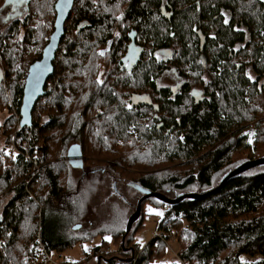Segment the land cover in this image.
Masks as SVG:
<instances>
[{"label": "trees", "instance_id": "16d2710c", "mask_svg": "<svg viewBox=\"0 0 264 264\" xmlns=\"http://www.w3.org/2000/svg\"><path fill=\"white\" fill-rule=\"evenodd\" d=\"M126 1L108 0L114 4L113 7ZM175 1L171 0V5L177 8L179 3ZM240 1L242 4H248L246 0ZM227 2H230L233 8L234 20L248 23L253 48L256 49L259 42L264 41V2L255 3L256 6L250 11L237 10L235 5H238L239 1ZM29 3L28 11L31 15L27 22H23L24 26H12V32L9 30L5 37H0V58L3 57L0 72L4 69V73L1 72L0 97L3 96L2 93H6V88L13 99L10 116L2 126L5 142L0 150V194L8 191L11 197L5 207L4 221L0 227V264L8 263L5 251H9L19 241L22 227L29 219L35 224L34 234L30 233V237L41 241L37 246V243H34L31 249L30 254L34 262L40 257L45 260L54 252L65 251L75 244L92 241L94 237L104 232L90 234V231L82 229L83 236H73V220L80 213H84V216L87 211L84 205L86 192L81 185L72 190L69 188L71 184H67L68 188L65 186L62 188L63 185L59 182L65 169L69 166L72 169L67 158L68 144L71 141L74 143V139L83 141V133L86 135L88 126L90 131L97 133L99 137L105 130L106 140L97 139L101 146L98 152L101 155L103 151L108 150L109 154H117L118 159L116 157L113 159L117 160L115 165L118 167H114L112 171L127 173L129 165L138 169L145 166L151 169L152 166L161 165L163 168L148 175H142L140 170L133 173L136 175V185L151 192L161 190L169 198H173L174 190L197 187L196 189L207 192L213 189L220 184L226 174L237 167L235 164L238 160L237 154H240L242 149L248 150L250 155L254 154L246 144V138L240 133V129L244 130L245 125L249 123V115L253 110L246 101L245 93L249 84L242 72H235V67L229 64L222 73L216 68V63L220 59L228 63L229 48L236 36L240 38L242 34L234 35L232 27H224L221 22H217L215 37L209 40L207 48L205 47L211 66L216 71V76L212 77L213 81L206 89L209 98L193 105L192 108H187L186 111L179 106L180 100L175 103H162L165 128L174 127L165 134L166 129L157 130L151 121L145 124L143 120H137L133 112L118 105L129 92L136 90V83L139 91L154 85L152 78L156 77L158 69L161 68L156 61H142L137 76L134 77L136 83L131 78L130 84L125 85L126 82H123L122 86L117 88V91L120 88H123V91L118 93L115 91L119 85L116 79L113 91L104 98L100 96L99 84L96 93L87 92L85 95L86 86L89 87L97 80L92 79L90 83L85 80L84 73L90 69L98 70L102 65L101 53H106L102 52L106 47V39L112 38V26L117 21L111 12L100 15L99 9L93 7L90 2L75 8L74 20L75 22L88 20L90 28L72 38L68 36L67 26L70 18L68 19L66 35L56 55L54 75L50 78V84L45 87L47 95L35 106L32 126L22 127L20 109L27 72L35 61L41 59L42 50L48 43H43L42 27L36 26L40 22V11L38 9L34 11L35 0H30ZM158 4L159 0H129L128 7L126 6L123 13L124 26L120 29L121 37L124 39L129 26H135L151 46L169 44L175 51L174 64L178 68L187 65L194 68L197 65L198 46L193 36V25L199 20V14L195 12V8L177 11L168 25L165 23L168 21L163 19L161 20L165 22L159 25L150 13ZM215 11L211 5L201 8V14L205 19H212ZM70 22L72 23V19ZM202 28L208 32L206 27ZM24 29L28 36L27 41L18 42L20 32ZM119 45H113V50L117 51L122 44ZM255 49L252 65L257 73H261L264 70V50ZM14 67L19 68V74L16 72L15 77ZM254 91L251 90L253 96ZM67 92L72 94V99L79 93L80 104L81 102L83 104L85 99L87 106L82 105L85 106V111L94 103L103 101L107 107L103 108L104 112L98 116L100 119L95 117L98 121L102 120V123H97L94 127L84 122L80 116V119L72 121L69 130L65 128L66 121H70L64 110ZM3 100L6 101L4 96ZM42 114L46 117L42 118ZM129 129L135 130L137 141L131 140L127 144L126 132ZM60 131H64V134L58 138L55 135ZM121 140L120 152L115 146ZM13 143L22 150L26 143V150L31 156L40 153L38 163L40 175H36L33 163L21 155L12 163H9L7 158L3 160L4 150H9ZM74 145L85 149L84 143L73 144L72 147ZM102 145L106 149H103ZM145 153L149 156L146 157ZM252 159L254 157L251 155L249 160ZM108 160L111 161L112 158ZM167 165L177 166L170 169L172 166ZM257 168L262 169L257 172ZM257 168L251 170L250 174H247L248 171L231 179L221 192L206 198L186 200L174 206L150 200L165 209L158 226L159 232L174 229L179 234L181 240L179 260L172 264H241L240 258L243 255L249 258L257 256L263 258L261 262L246 264H264V167ZM67 175H70L69 171ZM16 183L19 185L11 189ZM141 220L143 221L142 217L134 228L132 237L137 233ZM85 232L88 234H84ZM165 241L167 239L161 233L144 248L136 243L135 252L140 255L130 264H147L146 254L151 258L158 252L156 259L164 257L167 250ZM155 246L158 248L153 249ZM108 248L109 243L104 239L100 246H92L90 255L104 256L101 257L100 263L96 264H121L108 256L110 253ZM140 249L143 251L140 252ZM89 259L91 256L86 257L83 263Z\"/></svg>", "mask_w": 264, "mask_h": 264}, {"label": "rangeland", "instance_id": "374dc122", "mask_svg": "<svg viewBox=\"0 0 264 264\" xmlns=\"http://www.w3.org/2000/svg\"><path fill=\"white\" fill-rule=\"evenodd\" d=\"M57 0H45L42 2V0H35L34 11H40L39 12V18L40 22L39 24H36L37 28L40 26L42 27V33L44 36L43 43L49 42V38L52 35L54 31V23L56 19V12H55V4ZM86 2H90V4L93 5V7H96L100 11V15L106 14V12H111L112 14L116 16H119V13L121 14L123 7H118L117 5L115 7L113 3H109L108 0H78L76 7L79 8L84 6ZM36 4H38L36 6ZM112 8V9H111ZM22 12V16H25L24 20H21V22L17 25H13L16 27L24 26L23 22H27L28 17L31 15V13L28 11L27 14L23 13V9L19 10V13ZM18 13V14H19ZM6 14V13H5ZM5 14H2L0 16V37H5L6 33L11 30L10 28H4L2 25V20L6 17ZM16 14V13H15ZM120 22V19H118L113 24V31L117 32V26ZM26 29V27H25ZM24 29V31H25ZM13 29L11 30V32ZM21 31L20 36L18 37V42L20 40H26L27 41V33L26 31ZM68 36L74 38L75 28L72 25V23L69 21V24L67 26ZM40 39V38H38ZM42 39V37H41ZM16 40V38L14 39ZM13 44H11V47L13 49ZM42 46V45H41ZM40 46V47H41ZM46 46V44H45ZM16 48V47H15ZM45 48V47H44ZM43 48V49H44ZM31 51V50H30ZM43 52V50H42ZM42 54V53H41ZM119 57V54L117 51L104 59L102 61V65L97 69H90L86 73H84L85 80H87L88 76L93 77L94 80L101 81L100 85V96L104 98L107 96V87H106V81H102V75L103 72L107 73V78L111 82V86L116 83V79L119 82V85L115 88V91H117V88L122 86L121 83L126 82L125 85L130 84L132 81L130 78H127L123 74H118L116 72L117 69V59ZM2 59V60H1ZM110 59V60H109ZM0 63H3V57L0 58ZM19 74V68L14 67V77L15 73ZM22 72V70H20ZM70 73V71H69ZM97 73L100 78H98ZM90 74V75H89ZM97 81L92 83L89 87L86 86L85 88V95L87 92L89 93H96L99 88H97ZM26 82V79H25ZM110 85V83H109ZM117 85V84H116ZM1 89V88H0ZM128 89V88H127ZM124 89L120 88L118 89L117 93L119 91H123ZM126 90V89H125ZM129 90V89H128ZM6 93H2L4 98H6V101L3 100V96L0 97V150L3 148L5 139L4 135H2L3 132V125L7 118H9L11 113V107L13 99L11 98L9 92L6 90ZM72 94L67 92V101L65 103L64 110L66 111V115L70 117V121H66V126L68 130L70 129L72 125V121L75 119H80V116L83 117V121L86 122L88 125H95L97 123H102L101 121H98L95 119V114L97 112H102L103 108H106L103 104V101L97 104L94 103L91 105V107L85 111V99L84 103L81 104L78 103V99H80V94H76L75 98H71ZM264 98V97H263ZM258 98L254 99L253 104H256ZM41 100V99H40ZM97 101V100H96ZM82 105H85L84 107ZM81 106V107H80ZM88 108V107H87ZM102 109L100 111L99 109ZM98 110V111H97ZM84 111V113H82ZM103 113V112H102ZM45 114H42V118H45ZM104 117V116H103ZM102 117V119H103ZM100 119V118H98ZM109 120V118H108ZM135 130H128L126 132V138H128V143L131 140H136V135H134ZM251 133L252 135L248 136L249 139H251L252 143H249L248 141L246 144L251 148V152L254 154H251L254 159H259L261 157H264V106H262L261 102L257 106L253 107V110L251 111L249 115V127L247 128L245 134ZM64 134V131L58 132L57 136L58 138L61 137ZM259 135L261 137H259ZM82 138V135H81ZM98 138H102L106 140L105 130H103L102 135L99 137L97 133H93L90 131V127H87V133L86 135L83 133V138L81 141L80 139H74V143L72 141L68 144L70 148L73 144L77 143H84V169H71L69 168L65 169V171L62 174L60 184H62V188L64 186L68 188L67 184H71L69 188L72 190H75L78 185H81V188L86 192L85 194V203L84 205L87 207V211L84 213H80L74 220L72 224V228L74 231V237H80L83 236L82 229L85 231H90L89 233L94 234L95 232L104 231L103 233L97 235L93 238L91 241H87V243H79L75 244L72 248H68L65 251L60 252H54L50 257L45 258L43 260L41 257L38 259V261L34 262L31 257V249L34 245V243H37L36 246L41 242L37 241L34 238L30 237V233H33L35 230V224L33 223V220L29 219L22 227L19 241L11 248L9 251H5L7 257V264H64V262H67L69 264H96L100 263L99 260H102L99 254L96 255H90V249L92 245H101L103 242V239L109 243V254L108 256L110 258H115L118 263L121 264H130L136 257H139L140 253H136L135 250H137L136 243L139 244L141 247H146L149 245L156 236L160 235L161 233L164 235V238L167 239V241L164 242V245L167 247L166 254L164 257H161L160 259H156L155 256L150 258L149 255L147 256V264H172L174 262H178L179 260V252L181 251V240L179 234L174 230H170L167 232V230H163V232H159V223L161 222L163 216H164V210L159 205L155 204V202L147 201L143 204V212H142V219L139 228L137 227V233L133 235L134 228L139 224V221L134 225L131 233L126 237V241L124 245L122 244V239L125 234V229L127 225V221L130 218V216L135 212V208L137 206L138 201L143 196L140 192L135 190L134 186L132 184H127L119 181V178H126V181L129 182H136V175L133 172H137L138 170L141 171L142 175L150 174L151 172H154L155 170H160L163 168L161 165H156V167H151V169H148V167L145 166V168L140 167L139 169L137 167H133L131 165L128 166L129 170L128 172H119V171H112L114 167H118L115 165V162L117 160H114L113 157H116L117 154H109L108 150L103 151V154L100 155L99 148L101 147L99 143L97 142ZM122 140L118 141L115 149L122 151L121 149ZM141 144V143H139ZM103 149H106L102 145ZM114 149V148H113ZM142 150V148L140 149ZM111 152V151H110ZM115 152H117L115 150ZM140 153V152H139ZM143 153V151H141ZM242 154V155H241ZM146 157L149 156V154L145 153ZM237 162L235 164L237 167L248 161L251 155L249 154V151L245 149H242L240 154H237ZM250 155V156H249ZM108 158H112L111 161L108 160ZM118 159V157H116ZM91 167H94L99 172L96 174H90L89 171H91ZM172 166V165H167ZM174 165L170 169L175 168ZM106 171H103L105 170ZM112 169V170H111ZM235 169V167H234ZM233 169V170H234ZM258 169V170H257ZM256 171H261L260 168H257ZM67 171H69L70 175H67ZM146 171V172H144ZM174 171V170H173ZM251 171H249L247 174H250ZM191 174V173H190ZM197 188V187H196ZM195 187H191L189 189L185 190H179L173 192V198L177 197L181 194H189V193H202V190H198ZM160 193H163V191L160 190ZM10 195L7 192L0 194V213L5 210V207L7 203L10 200ZM159 203V202H158ZM149 209H153V212H149ZM156 212L162 213V215H156ZM164 213V214H163ZM82 215V216H81ZM84 226V227H82ZM93 228V229H92ZM34 234V233H33ZM84 234H88V232H85ZM113 234V236L111 235ZM105 235V236H104ZM166 236V237H165ZM105 237H110V240H106ZM135 239V241H134ZM36 241V242H35ZM139 241V243H138ZM41 245V244H40ZM39 245V248H40ZM35 246V247H36ZM42 247V245H41ZM85 247L87 248V251H85ZM157 246H155L153 249H155ZM158 248V247H157ZM123 249V250H122ZM132 250H134L135 253H132ZM145 250V249H144ZM143 249H140V252H142ZM88 253V254H87ZM99 253V252H97ZM160 253V250H159ZM105 254V253H103ZM100 253V255H103ZM88 261L83 263L85 261L84 259L86 257H90ZM145 256V254H144ZM131 257H133L131 262H128ZM244 258V261L246 263L253 262L258 263L263 260L262 257L257 256L254 258H249L245 255L241 256ZM146 258V257H145ZM241 261V259H240Z\"/></svg>", "mask_w": 264, "mask_h": 264}, {"label": "flooded vegetation", "instance_id": "af4514ba", "mask_svg": "<svg viewBox=\"0 0 264 264\" xmlns=\"http://www.w3.org/2000/svg\"><path fill=\"white\" fill-rule=\"evenodd\" d=\"M233 1H239V4L235 5L237 7V10L239 11H245V9H248L250 11L253 9V7L256 6L255 3H258L260 1L262 3L264 2V0H246L248 4H242L240 0ZM77 2L78 0H75L74 7L70 15V21L72 19V25L75 28L76 34L90 28L91 26L89 24L90 21L88 20H79L76 22L74 21L76 18L75 8ZM175 2L179 3V7L174 8L171 5V0H159L157 8L154 7V9L150 13H152L155 20L158 21L157 23L159 25H162L165 21H168L165 22L168 25L172 17L174 16V13H177V11L180 12L182 10L195 8V12L199 14V20L196 24L193 25V36L197 41L198 46V54L196 57V66L198 68H196V66L193 68L190 65H187V67L184 68H178L177 65L174 64L175 51L171 46H169V44L165 46H151L143 38L142 32L135 26H129L126 29L123 39V37H121L120 29L121 26H124L123 13L126 11V6L129 4V0H127L126 3H117V6L123 7V10L121 14L119 13V16H116V20H118L117 17H120V22H117V32L113 31L112 38L106 39V47L102 51L106 52L102 56L103 60L116 52V50H113V45L122 44L121 47H119V49L117 50L119 57L116 63L118 68L116 72L118 74H123L127 78H133L134 83H136L134 77L137 76L139 66L141 65L142 61H156L161 66V68H159L157 71L156 77L152 78L154 85L146 87V90L144 91H139V87L136 83V90L134 92H129V94L124 98L125 101L123 100L122 102H119L118 105H121L124 110L133 112L137 120H143L142 122L145 124L151 121L156 126V129L160 131L166 129V131H164L165 134H168L169 131H172L174 129L173 126L168 129L165 128V124L162 118V103H175L180 100L181 103L179 104V106L183 111H186L187 108H192L193 105L202 103L205 99L209 98L206 93V89L213 81L212 77L216 76V71L211 66L208 55L206 53V48L208 46V41L214 39L215 37V29L217 28V22L219 21L224 27H232L234 35L242 34V36L240 38L236 36L235 40L232 42V45L230 46L228 52V57L230 58L228 63L227 61H223L224 59H220L216 63V68L221 71L220 73H222L226 69L225 66L229 64L230 66L235 67V72L241 71L244 78L247 80V83L249 84V86L247 87V92L245 93L247 94L246 101L248 103V106H257L259 102H261L262 106H264V70L261 73H257L256 69L253 68L252 57L255 54V48H253V39L251 36L252 33L249 26H247L248 23H245L244 21L234 20L235 18L233 8L230 2H227V0H176ZM30 3L27 0H24L23 3L15 5V11H13L12 4H6L5 0H0V16L6 13V17L2 20V26L4 28H10L13 25L19 24L21 20H24L25 16L21 17L22 12L19 13V10L22 7L23 13L27 14ZM208 5H211V8L216 10L215 15L212 16V19L210 18L211 20L209 18L205 19V16L201 14V8ZM225 18H227L228 20L227 24L224 23ZM161 19L165 21H162ZM201 26L206 27L208 29V32L206 33ZM132 39H134L135 41V49H142L143 51L141 61L139 62V65H137V67H135L134 69L129 68L130 61L121 63V61L127 55L129 46L132 43ZM259 48L264 50V41L259 42V45L256 46L255 50H258ZM157 54H159V58H157ZM3 70L1 72L4 73ZM98 71L102 70L100 69ZM245 73L251 75L253 77V80L250 81ZM97 76L98 78H100L98 73ZM92 79V75L87 77V80L90 83L91 81H93ZM50 80L51 79L48 80L47 84H50ZM102 81H106V87L108 89L107 94L112 92L113 86H111V82L107 78V73L105 72H103ZM98 84L99 83H97V87ZM100 85L101 84H99V87ZM251 90L252 92L255 90L254 96L251 95ZM193 92H198L199 95L194 96L192 95ZM256 98L258 99L256 101V104L254 105L253 102ZM128 104L132 105L131 109L127 107ZM99 110L102 111V109ZM102 112H97L95 114V117H97L98 119V116H100ZM248 127L249 123L245 125L244 130L240 129V133L242 134V137L246 138V141L249 140L247 134H245ZM71 147L69 148V150L71 149ZM90 168L91 171H89V175L94 173L97 174L99 172L94 167L90 166ZM72 169L74 168L72 167ZM103 171H106V169ZM119 181L123 182V184H135V182H129L130 180L126 181V178H119ZM4 211L5 210L0 213V227H2L4 221Z\"/></svg>", "mask_w": 264, "mask_h": 264}, {"label": "water", "instance_id": "95a60500", "mask_svg": "<svg viewBox=\"0 0 264 264\" xmlns=\"http://www.w3.org/2000/svg\"><path fill=\"white\" fill-rule=\"evenodd\" d=\"M27 1L29 2L30 0ZM74 3L75 0H57L55 4L56 19L54 23V31L49 38V42L43 49L41 59L35 61L29 67L28 74L26 77V82L23 91L22 106L20 109V124L22 127L32 126V116L35 106L40 101V99L47 95L45 87L47 86L48 80L54 75L56 55L59 51L60 44L64 36L66 35V23L70 18ZM142 53V49H135V41L134 39H132V43L129 46L127 55L121 61V63H126L127 61H130L129 68L134 69L141 61ZM1 79L2 78L0 75V80ZM68 160L70 162V165L74 169H83L84 157L83 151L80 146L74 145L73 147H71L68 153ZM257 167H264V157L255 160H249L240 164L234 170L226 174L221 180L220 184H218V186L214 187L213 189L207 192L189 194L186 193L181 194L175 198H169L163 193L151 192L141 188L136 184H132L134 188L143 196L138 201L137 206L135 208V212L130 216L127 221L125 234L122 239V244L124 245L126 237L131 233L134 225L141 219L143 212L142 208L145 202L155 200L163 205L174 206L186 200H199L202 198H206L208 196H212L221 192L225 185L231 179L239 177L242 174L251 171ZM132 253H134V250H132ZM132 259L133 257H131L127 261L131 262Z\"/></svg>", "mask_w": 264, "mask_h": 264}, {"label": "built area", "instance_id": "2783aa9c", "mask_svg": "<svg viewBox=\"0 0 264 264\" xmlns=\"http://www.w3.org/2000/svg\"><path fill=\"white\" fill-rule=\"evenodd\" d=\"M24 150L20 149L17 144L13 143L11 145V148L8 151L9 155L4 157L2 156L3 160L7 158L9 163H12L14 160L12 159V154H15V157L18 155H21L22 158L25 160L32 162L35 167L36 175H40V165L38 164L40 162V153L35 154L34 156H31V154L26 150V143L23 145ZM19 184H14L11 189L16 188Z\"/></svg>", "mask_w": 264, "mask_h": 264}, {"label": "snow or ice", "instance_id": "6c2138e0", "mask_svg": "<svg viewBox=\"0 0 264 264\" xmlns=\"http://www.w3.org/2000/svg\"><path fill=\"white\" fill-rule=\"evenodd\" d=\"M23 2H24V0H5V3H6V4H12V5H13V11H15V5L20 4V3H23ZM119 18H120V17H117V19H119ZM224 23H225V24L228 23L227 18H225ZM101 55H103V53H101ZM157 58H159V54H157ZM245 75L248 77V79H249L250 81L253 80V77H252L251 75H249L248 73H245ZM97 83H101V81L98 80ZM192 95L197 96V95H199V93H198V92H193ZM127 107H128L129 109H131L132 105H131V104H128ZM247 135L251 136L252 134L249 133V134H247ZM248 142H249V143H252L251 139H249ZM4 155H5V156L9 155V153H8L7 150H4ZM15 158H16V157H15V154H12V159L15 160ZM148 211H149V212H153L154 210H153V209H149ZM155 214L158 215V216H159V215H162V213H160V212H156ZM105 239H106V240H110V237H105ZM138 243H139V241H138ZM85 251H87V248H86V247H85ZM240 259H241V264H246V262L244 261V258H243V257H241Z\"/></svg>", "mask_w": 264, "mask_h": 264}, {"label": "crops", "instance_id": "0c3cea01", "mask_svg": "<svg viewBox=\"0 0 264 264\" xmlns=\"http://www.w3.org/2000/svg\"><path fill=\"white\" fill-rule=\"evenodd\" d=\"M93 246V245H92ZM92 248V247H91ZM91 250V249H90ZM90 252V251H89Z\"/></svg>", "mask_w": 264, "mask_h": 264}]
</instances>
